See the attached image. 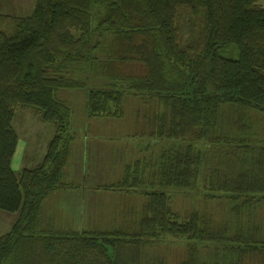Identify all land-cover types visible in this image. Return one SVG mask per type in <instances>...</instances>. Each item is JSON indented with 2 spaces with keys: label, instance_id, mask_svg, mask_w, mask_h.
<instances>
[{
  "label": "trees",
  "instance_id": "1",
  "mask_svg": "<svg viewBox=\"0 0 264 264\" xmlns=\"http://www.w3.org/2000/svg\"><path fill=\"white\" fill-rule=\"evenodd\" d=\"M7 17L0 209L19 216L0 235V264H264V0H35L31 15ZM65 89L86 91L90 117L123 119L137 99L139 136L171 140L97 187L137 195L140 209L122 203L121 217L105 214L84 229L46 215L45 200L70 186L63 178L77 135ZM18 108L55 130L43 160L16 171ZM197 189L202 205L188 213L172 206L173 190ZM165 236L184 244L182 259L148 254ZM208 245L215 259L201 251Z\"/></svg>",
  "mask_w": 264,
  "mask_h": 264
},
{
  "label": "rangeland",
  "instance_id": "2",
  "mask_svg": "<svg viewBox=\"0 0 264 264\" xmlns=\"http://www.w3.org/2000/svg\"><path fill=\"white\" fill-rule=\"evenodd\" d=\"M35 7V0H0V16H5V18L9 17H16V16H27L31 15ZM180 25L183 30L184 36L191 35V27L189 25V21L186 18L185 14H182L180 17ZM222 54L228 57H237L236 50L229 51V50H222ZM60 97L67 101L73 109L74 112V119H73V128L74 132L76 133V143L75 146L82 144L81 140L85 139V133L87 132L85 130L84 125L87 123H90L91 125H94L96 123H115L119 125H123L119 129L120 131L114 132L117 134V140H119V149L117 147H112L110 149H104L105 151H108L106 153L100 154V155H92L90 156V160H95V164L93 167H99V164H113L114 162H118L122 160L124 163H130L133 162L134 159L137 157H152L154 154L157 156L160 153V150L162 147L167 146L169 147L171 145V140H158V139H149V138H143L139 136V132H141L142 127V116L140 118L136 119V112L135 109L138 106L140 109L143 108L142 103L137 99H131V103L133 106L128 103L126 104V110L127 114L126 117L123 119H116V118H98V117H90L86 108V91L84 90H62L60 91ZM138 112V111H137ZM139 112L144 113V110H139ZM13 126L16 129L19 139L21 141L26 140L28 143V151L27 155L33 154L35 151L43 152L45 150V144L49 142V139H51L54 136V127L51 123L43 122L37 115H35L32 110L25 109V108H18L15 113V117L13 120ZM112 133L108 132L107 134ZM135 133V134H134ZM138 134V135H136ZM109 138V137H108ZM147 145H149V148H146ZM129 146V148H126ZM136 149V150H135ZM135 151V152H134ZM137 151V152H136ZM136 153V154H135ZM71 163L69 164L71 167H73V170L75 171L76 168L82 167L84 165L85 170H87L88 167V160H82L81 157L74 160V157L70 158ZM25 161V166H26ZM92 163V162H91ZM21 167L17 169L20 170ZM71 178L76 182H82L81 178ZM69 181V180H64ZM197 191V192H196ZM200 191V188H199ZM202 191V190H201ZM200 191V192H201ZM83 188L81 187V190L74 194V196H71V200L65 198L62 205L64 206L62 210V215L65 216V219L72 222V217L75 214V210L78 208V204H81L83 207L86 204V200L88 199L87 195H82ZM168 192L171 194V190H168ZM174 194L173 200H172V206L177 210L179 209L182 213H188L192 210L193 206L196 204L202 205V200L196 201L193 197L197 195L198 189L191 192L189 195L181 194L177 190L172 191ZM192 193L195 194L192 196ZM188 194V193H187ZM135 197H127V198H136ZM122 201V197H119ZM118 198L115 197H108L106 201L101 205L102 207H105L106 210L111 209L105 214H107L108 219L110 220L113 213H117L121 217V212H118L119 204L121 205L124 202H120ZM126 198V199H127ZM142 198V197H141ZM140 198V199H141ZM124 199V200H126ZM140 202L137 206V210L140 209L141 203L144 202V200L141 202V200H138ZM119 202V203H118ZM219 205H222V208H225V204H217L212 203L210 206L217 207ZM262 208L260 211L257 210V213L259 215L258 221H262L264 224V205L261 206ZM82 213L81 217H84L87 213L86 210ZM98 212V211H97ZM99 214V213H98ZM19 216V212H9L5 211L3 209H0V235L6 234L14 224V222L17 220ZM120 217H117L119 219ZM115 219V218H114ZM108 222L109 225H112V222ZM116 219V220H117ZM61 223H64L65 225L68 223V221L61 220ZM78 223H81V226L78 227V229H84L87 228V225L82 226L83 224H89L86 221V217L77 220ZM101 222V221H100ZM98 223V221L94 222ZM111 223V224H110ZM70 224V223H69ZM72 225V224H71ZM106 226L105 224H103ZM92 226H98L97 224H94ZM91 227V225H90ZM110 227V226H108ZM162 241L157 242L156 245H152L149 248V255L150 256H157L158 258L162 257L165 260H170L174 258L182 259L184 253V244L181 242H176L172 237L165 236L161 238ZM201 251L203 252L204 256L208 259L209 257L212 259H215V250H213V247L211 245L208 246H202ZM249 264V263H246Z\"/></svg>",
  "mask_w": 264,
  "mask_h": 264
},
{
  "label": "crops",
  "instance_id": "3",
  "mask_svg": "<svg viewBox=\"0 0 264 264\" xmlns=\"http://www.w3.org/2000/svg\"><path fill=\"white\" fill-rule=\"evenodd\" d=\"M84 127L85 130L87 131L85 133L86 135L85 139L81 140L82 144H79L77 146H75L77 139L75 138L73 140L70 158L74 157V160L80 157L82 160L87 159L88 160L87 170H85L83 165L82 167L76 168L74 171L73 167L69 165L71 163V160H69V163L65 169L63 179L69 180L64 182H66L70 186L67 187L65 185L60 189L55 190L51 194V196H49L45 200L44 203V210L46 215L49 217V219H53L56 222V224L63 225L65 227H73V228L80 227L81 223H78L77 220L82 219L84 217H86V221L89 224H83L82 226L87 225V227H90V225L91 226L94 224L98 225V223H94V222L102 221L105 217V212L111 210V209L106 210L105 207L101 206L104 203V201L108 199V197H112V198L113 197L118 198V196L122 197V201L121 199L118 198L120 202H124L127 205L131 204L134 206L136 205L138 199L137 197L133 199L127 198V197L137 196L134 194L131 196L129 191L97 188L103 185L106 186V184L109 185L113 180H118L123 174L125 165L128 163H124L122 160H120L118 162H114L113 164L111 163L107 165L103 163V164H99L100 165L99 167H93V165L96 162L95 160H90V156L92 155H100L108 152L105 151L104 149L111 150L112 147H117L119 149L120 147L118 144L119 140H117V134L114 132L120 131L119 129L121 127H122L121 130H123V125L101 122V123H96L94 125L87 123L84 125ZM92 131L93 132L95 131L97 133H92ZM108 132H112V133L107 134ZM47 144H45V150L43 152L39 150V152L35 151L31 155H27L28 143L26 140L21 141L19 139L18 146L12 160L13 169L17 171L19 167L21 168L24 167L26 160H28V162H26V167L28 168L37 165L39 162L43 160L46 154ZM20 145L21 147L19 153H17L18 147ZM126 148H129V146H127ZM71 176L75 178H81L82 182L74 181L71 178ZM81 187L83 188L82 195L84 194L87 195L88 199L86 200V204L84 207L81 204H78L79 206L77 210H75V214L71 218L72 219L71 222L65 219V216L62 215V210L64 208L62 203L65 198L71 200L72 199L71 196H74V194L78 193L81 190ZM84 210H86L87 213L85 214L84 217H81L82 213L85 212ZM61 220L68 221V223L65 225L64 223L60 222Z\"/></svg>",
  "mask_w": 264,
  "mask_h": 264
},
{
  "label": "bare ground",
  "instance_id": "4",
  "mask_svg": "<svg viewBox=\"0 0 264 264\" xmlns=\"http://www.w3.org/2000/svg\"><path fill=\"white\" fill-rule=\"evenodd\" d=\"M17 146H18V145H17ZM20 147H21V145L18 147L17 153H19Z\"/></svg>",
  "mask_w": 264,
  "mask_h": 264
}]
</instances>
